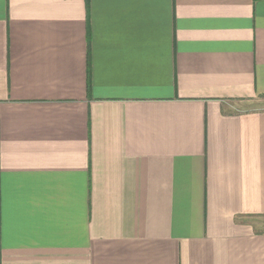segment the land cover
I'll use <instances>...</instances> for the list:
<instances>
[{
  "label": "crops",
  "instance_id": "0c3cea01",
  "mask_svg": "<svg viewBox=\"0 0 264 264\" xmlns=\"http://www.w3.org/2000/svg\"><path fill=\"white\" fill-rule=\"evenodd\" d=\"M264 0H0V264H264Z\"/></svg>",
  "mask_w": 264,
  "mask_h": 264
},
{
  "label": "rangeland",
  "instance_id": "374dc122",
  "mask_svg": "<svg viewBox=\"0 0 264 264\" xmlns=\"http://www.w3.org/2000/svg\"><path fill=\"white\" fill-rule=\"evenodd\" d=\"M258 219H259V220H262V221H261L262 224H258V223H256V225L258 226V229H260V230H264V216H260V217H258Z\"/></svg>",
  "mask_w": 264,
  "mask_h": 264
}]
</instances>
